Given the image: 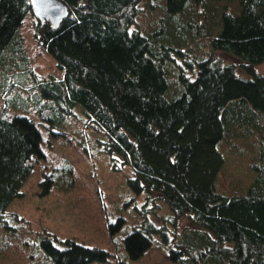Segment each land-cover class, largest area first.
Masks as SVG:
<instances>
[{"label": "trees", "instance_id": "trees-1", "mask_svg": "<svg viewBox=\"0 0 264 264\" xmlns=\"http://www.w3.org/2000/svg\"><path fill=\"white\" fill-rule=\"evenodd\" d=\"M62 1L69 14L55 27L30 0H0V223L46 156L37 122L11 112L26 104L54 133L67 136L55 130L64 118L98 132L103 150L131 164L129 185L161 200L113 251L49 232L41 244L53 264L116 253L129 264L156 236L175 263L264 264V0ZM27 27L60 75L34 66Z\"/></svg>", "mask_w": 264, "mask_h": 264}, {"label": "rangeland", "instance_id": "rangeland-1", "mask_svg": "<svg viewBox=\"0 0 264 264\" xmlns=\"http://www.w3.org/2000/svg\"><path fill=\"white\" fill-rule=\"evenodd\" d=\"M25 37L37 70L43 75H60L62 69L56 59L38 46L30 27L25 28ZM217 54L225 62L240 63L229 53ZM258 68L264 70L262 65ZM239 72L244 73L241 68ZM4 102L7 103L0 97V106ZM11 112L28 115L37 122L46 156L35 162L33 172L22 186L23 196L15 198L3 215L0 264H53L41 244L49 232L113 251L117 238L131 231L146 213L159 210L156 205L161 201L159 197L137 193L129 185L128 178L134 175L131 164L116 152L103 150L98 132L83 126L80 120L56 119L55 130H66L64 136L50 131L48 121L29 105L12 104ZM221 150L229 159L223 145ZM246 165L243 159L232 163L239 172ZM47 174L54 178L49 190L41 184ZM156 238L159 244L154 250L135 260H122H128L129 264H179L165 255L164 242L160 236ZM120 259L116 253L109 262L95 264H124Z\"/></svg>", "mask_w": 264, "mask_h": 264}, {"label": "water", "instance_id": "water-1", "mask_svg": "<svg viewBox=\"0 0 264 264\" xmlns=\"http://www.w3.org/2000/svg\"><path fill=\"white\" fill-rule=\"evenodd\" d=\"M37 18L57 27L68 16L69 8L62 0H30Z\"/></svg>", "mask_w": 264, "mask_h": 264}]
</instances>
